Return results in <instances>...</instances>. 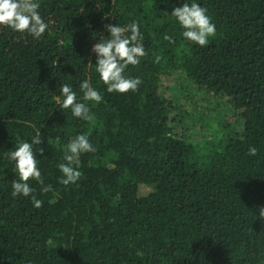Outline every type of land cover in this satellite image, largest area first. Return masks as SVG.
Segmentation results:
<instances>
[{
    "label": "trees",
    "instance_id": "obj_1",
    "mask_svg": "<svg viewBox=\"0 0 264 264\" xmlns=\"http://www.w3.org/2000/svg\"><path fill=\"white\" fill-rule=\"evenodd\" d=\"M38 2L39 39L0 26V264H264V0ZM187 2L216 25L206 46L171 16ZM133 21L148 55L125 75L142 83L108 93L92 47ZM84 80L102 102L84 100ZM63 83L94 120L61 107ZM38 133L52 187L28 181L39 209L11 195L6 156ZM80 134L96 151L65 186L58 165Z\"/></svg>",
    "mask_w": 264,
    "mask_h": 264
},
{
    "label": "clouds",
    "instance_id": "obj_2",
    "mask_svg": "<svg viewBox=\"0 0 264 264\" xmlns=\"http://www.w3.org/2000/svg\"><path fill=\"white\" fill-rule=\"evenodd\" d=\"M40 3L38 0H0V26L10 28L19 33H27L32 37L39 39L48 28L49 24L45 22L40 14ZM171 16L176 19L183 29L182 35L187 40L201 47L209 43V38L216 34V25L208 15L206 8L198 3H184L181 7L173 9ZM106 31L110 34L108 38L101 36L99 41L92 47V52L96 55V72L101 81L106 86L107 92H117L120 94L129 91L135 92L142 83L139 77L131 78L125 75L128 66L139 65L141 59L148 55L143 44V35L137 22L133 21L125 26L106 25ZM164 39L173 43V38L165 35ZM162 56L157 55L155 62L159 63ZM91 64V63H89ZM83 91L84 100L99 104L103 97L101 93L90 86L88 80L80 84ZM60 94L64 97L62 108H71L74 117L85 121L94 120L90 108L83 102L77 100V94L73 88L63 83L60 87ZM44 141L41 133L32 137L31 143L20 142L14 151L6 152L10 161L15 162V168L19 175V180L12 181L11 195L16 197L31 195L32 203L39 209L43 201L32 195L34 189L28 181L30 179L38 181L42 185V191L47 193L52 190L51 185L44 186L41 172L38 168V160L33 151L34 145H40ZM96 148L90 143L89 137L85 134L77 135L66 146L63 156L64 163L58 165L62 178L59 183L68 186L75 184L82 178V172L76 165L79 164V158L83 153H94ZM255 147H250L248 155L257 154ZM40 155H43V149H39ZM264 210V208H261ZM264 214V211H262Z\"/></svg>",
    "mask_w": 264,
    "mask_h": 264
}]
</instances>
